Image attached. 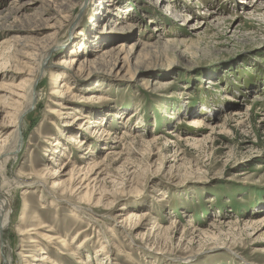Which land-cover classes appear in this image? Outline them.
Returning a JSON list of instances; mask_svg holds the SVG:
<instances>
[{
    "label": "rangeland",
    "instance_id": "374dc122",
    "mask_svg": "<svg viewBox=\"0 0 264 264\" xmlns=\"http://www.w3.org/2000/svg\"><path fill=\"white\" fill-rule=\"evenodd\" d=\"M250 2L0 0V144L16 152L0 264H264V0ZM69 56L81 71L59 68ZM87 163L86 197L52 189Z\"/></svg>",
    "mask_w": 264,
    "mask_h": 264
},
{
    "label": "bare ground",
    "instance_id": "6f19581e",
    "mask_svg": "<svg viewBox=\"0 0 264 264\" xmlns=\"http://www.w3.org/2000/svg\"><path fill=\"white\" fill-rule=\"evenodd\" d=\"M230 1V0H229ZM255 1V4H252V2H250L249 6H244V11L248 12L250 9H254L255 11L257 10H260L261 9V2L260 0H254ZM247 3V2H246ZM251 14V13H250ZM58 46H52L51 48H49L41 57V60L39 61V66L37 67V75L39 76L40 73H41V70L43 69L42 66H43V63L44 61L46 60V58L49 56V51L51 50V52H53L55 50V48H57ZM122 47L123 45H119L118 48L120 49V51H122ZM81 48V46L79 47V49ZM72 52V51H71ZM122 53V52H121ZM124 59V57H123ZM78 59L76 58V56H69L67 57L66 59H61L59 62H57V65L59 66V68H65L66 72L68 71H74L76 70L77 72L81 71V68L83 65H81V62L80 64L78 65ZM83 63V62H82ZM87 64V63H86ZM61 70V69H60ZM65 72V73H66ZM65 73L63 72V75L62 73H58V72H54L51 74V92H50V95H54L56 97L59 98V101L60 103L56 104L58 106H60L61 109H67L66 107H69V103L72 99L75 98L74 94L72 93V86H70L67 82V78L65 76ZM63 79V80H61ZM32 83V84H31ZM30 83V85H34L35 81L34 79L32 80V82ZM213 84H211L212 86ZM30 86V87H31ZM30 89V88H29ZM16 97H18L19 99L22 98V95H19V94H15ZM30 100V104L34 105L36 103V97L34 96V94L32 93V89H31V96L29 97ZM77 111V110H76ZM79 113V111H78ZM62 115V114H61ZM67 115V114H66ZM60 116V115H59ZM69 116V115H68ZM65 117V119H68L70 117ZM80 116L82 117L81 119H87V115H85L84 113H80ZM63 118V117H61ZM79 118V117H77ZM88 120V119H87ZM78 121V119H77ZM89 121V120H88ZM192 122L190 123L191 127H195V128H199L201 127V124H202V121L199 120L198 118H194L193 120H191ZM87 123V121H86ZM74 125V124H73ZM76 125V124H75ZM95 126V125H94ZM9 127H13L14 130L18 133L21 129H20V126H19V123L18 122H15V124H13V126H9ZM67 127V126H66ZM72 131V130H71ZM99 135V139L102 138L104 139L105 137L109 136L110 133L108 134L106 132V130L102 129L101 133L99 134V132H97V137ZM67 141L69 143H72V144H77L79 147H77V150L78 149H82L84 147V145H86L88 143V140L87 139H83V140H79L78 138L72 136V135H69L67 137ZM76 145V146H77ZM13 148V147H12ZM85 148V147H84ZM105 149V148H104ZM88 150V149H87ZM14 150H9L8 148H5L4 145H2V143L0 144V159L1 158H4V162H0V169L2 168V165L8 160L9 156L13 154L14 156ZM82 158V157H81ZM2 161V160H1ZM98 163H94L92 166H90L88 163H87V168H84V167H80L77 171V168H74L73 167V171L74 172H78V176L76 178H73V182H71L72 184H69L68 187H66L65 183L64 182H60L59 180L55 181L53 183V186H52V189H58L60 192H64V190H68L70 192V195L73 194L74 192H77L79 190H81L80 193L83 192V189L86 190V192L84 193L83 196L86 197V195L88 194L89 192V189L88 187L91 185V182L90 181V175L91 174H94L95 173V169H98L99 167H97ZM68 166V165H67ZM67 166H64L62 167V171L59 173V172H55L53 174H51L52 176H57V175H60L61 173L64 172L65 168ZM59 171V170H58ZM84 171V173H83ZM76 172V173H77ZM100 173H98L99 175ZM88 181L87 184H85L86 182ZM97 179H92V183L96 182ZM33 184L37 185L38 187L40 186L41 188L44 187V183L41 181V180H37L35 181ZM67 184V185H68ZM62 193H61V196H62ZM1 197V196H0ZM81 199H84V198H81ZM7 201V200H5ZM74 206V205H73ZM75 208H77V210H82L81 207H77L75 206ZM11 207H10V204L8 205V202L5 203L3 200L0 199V248H2V238H3V234L5 233V231L7 230V227H9L10 223H11ZM86 211H84L83 213H85ZM146 216V214H144ZM89 216V215H88ZM119 216H124L122 214H119ZM135 216V214H134ZM133 216V217H134ZM125 217V216H124ZM132 217V218H133ZM129 218V217H128ZM136 218V217H135ZM139 218V217H138ZM141 218V217H140ZM144 218V217H143ZM126 219V217H125ZM124 219V220H125ZM122 222V221H121ZM120 223V222H119ZM261 226L262 228H264V221L261 222ZM102 231V230H101ZM102 235L105 236V232H101ZM21 235V234H20ZM49 236V235H48ZM46 237V236H45ZM46 239L49 241V242H53V240L55 238H53L52 236L50 237H46ZM57 239V238H56ZM55 239V240H56ZM54 240V241H55ZM54 243V242H53ZM106 244L109 243V242H105ZM52 244V243H51ZM84 244V243H83ZM70 246V245H69ZM68 244L66 243V241L64 240L63 241V244H62V247L64 248H68L69 247ZM81 247V246H80ZM36 248V247H35ZM110 248V249H109ZM112 246L110 244H107V245H102L99 249H98V253L97 255L102 257V256H107L109 257V253L112 251L111 250ZM38 250V249H36ZM76 253V252H75ZM75 255V254H73ZM38 257V256H37ZM103 259V258H102ZM100 260V262H102L103 260ZM11 261V260H10ZM33 261H35L36 263L35 264H53V262L50 260V258L47 256V255H40L39 258H35ZM99 261V260H98ZM9 264V261L8 263ZM85 264V263H84ZM101 264V263H100Z\"/></svg>",
    "mask_w": 264,
    "mask_h": 264
}]
</instances>
